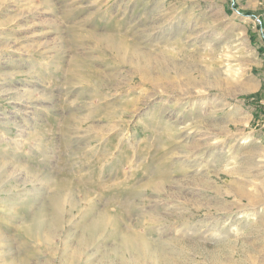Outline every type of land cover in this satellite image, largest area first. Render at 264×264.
<instances>
[{"label":"rangeland","instance_id":"374dc122","mask_svg":"<svg viewBox=\"0 0 264 264\" xmlns=\"http://www.w3.org/2000/svg\"><path fill=\"white\" fill-rule=\"evenodd\" d=\"M2 184L0 264H264V0H0Z\"/></svg>","mask_w":264,"mask_h":264},{"label":"bare ground","instance_id":"6f19581e","mask_svg":"<svg viewBox=\"0 0 264 264\" xmlns=\"http://www.w3.org/2000/svg\"><path fill=\"white\" fill-rule=\"evenodd\" d=\"M5 186L2 184V185H0V190H2L3 188H4ZM52 199V202H51V208H52V210H53V212H55V213H59L60 211H61V209H62V203H63V198H59V196L58 197H55V198H51ZM58 215V214H57ZM101 217V216H100ZM98 223V222H97ZM92 225V224H91ZM99 224H97V226H98ZM102 225V224H101ZM94 226H96L95 225V223H94ZM94 226H93V228H94ZM28 227V226H27ZM90 227V226H89ZM97 228V227H96ZM26 229V228H25ZM88 229H90V230H92L91 229V227L90 228H88ZM29 230H31V228L29 227ZM29 230H28V233H29ZM94 230V229H93ZM93 230L92 231H90V235H91V232H93ZM96 230V229H95ZM98 230V229H97ZM96 230V231H97ZM32 231H36V230H31L30 232H32ZM94 235V233H92V236ZM135 235V234H134ZM95 236V235H94ZM93 236V237H94ZM92 238V237H91ZM121 238H123V237H121ZM125 238V240H127L128 239V237H127V239H126V237H124ZM89 239H90V237H89ZM84 240V239H83ZM91 240V239H90ZM124 239H123V241H125ZM141 240H143V239H141ZM122 241V240H121ZM122 241V242H123ZM127 241H129V240H127ZM81 242V241H80ZM84 242V241H83ZM134 243V242H133ZM124 244H126V242L124 243ZM123 243H122V245H124ZM121 245V244H120ZM121 245V246H122ZM127 245V244H126ZM136 245V244H135Z\"/></svg>","mask_w":264,"mask_h":264}]
</instances>
